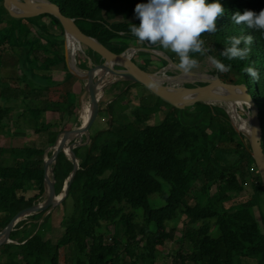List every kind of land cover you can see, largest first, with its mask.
<instances>
[{"label": "trees", "instance_id": "trees-1", "mask_svg": "<svg viewBox=\"0 0 264 264\" xmlns=\"http://www.w3.org/2000/svg\"><path fill=\"white\" fill-rule=\"evenodd\" d=\"M51 1L63 14L75 18L85 34L116 53L138 42L129 27L130 22L139 23L134 7L145 0ZM220 2L225 13L216 20L217 32L201 36L207 53L193 54L198 66L192 72L216 74L225 83L247 86L259 109L264 152V32L232 24L230 19L235 11L259 12L264 0ZM35 17L44 22L15 19L0 0V24L6 22L0 25V69L4 71L0 77V128L19 108L17 123L26 121L35 127V139L25 137L22 146L0 141V155H7V162L0 163V230L43 195L45 149L53 145L58 132L73 127L72 122L63 123V117H77L80 105V80L66 65L59 19L49 13ZM50 27H57L62 37L51 40ZM233 35H252L247 60L228 61L220 56ZM140 55L137 64L146 70L167 63L151 52ZM168 56L178 62L175 53ZM209 56L231 64L230 70L217 72ZM132 61L136 63L134 58ZM248 66L259 70V79L244 74ZM138 84L119 81L107 86L102 103L96 105V116L107 127L101 126L87 145L74 148L81 161L63 199L64 203L69 197L73 209L64 221L62 236L54 242L45 235L47 217L32 222L29 234L22 236L27 219L21 220L10 234L16 243L0 246V264H59L61 247H70L73 264H155L158 246L173 237L169 222L180 213L188 218L176 255L181 264H242L244 257L264 264V188L248 138L237 133L220 106L197 102L194 104L202 107L191 110L157 96L167 105L158 106L165 113L160 123L152 122L153 109L143 110L141 103L135 106L132 119L122 121L116 109L125 108L129 101L117 104V98ZM72 167V161L59 152L53 165L57 193ZM31 186L38 192L27 198L23 193ZM244 190L246 199L234 200L233 194ZM153 194L163 203L153 204L149 198ZM137 209L142 211L140 216ZM43 213L27 218L39 220ZM108 225L114 228L111 242L106 238ZM215 227L218 235L212 236ZM184 243L189 245L187 253L182 251Z\"/></svg>", "mask_w": 264, "mask_h": 264}, {"label": "water", "instance_id": "water-1", "mask_svg": "<svg viewBox=\"0 0 264 264\" xmlns=\"http://www.w3.org/2000/svg\"><path fill=\"white\" fill-rule=\"evenodd\" d=\"M6 9L9 14L14 18H28L37 16L42 13H49L57 17L62 25L65 43H64V55L65 62L69 71L74 74L79 80H84L83 92L89 94V108H88V118L87 120L79 124L77 127H72L71 129H64L58 132L56 139L51 146L52 152L49 157H43V167H44V193L45 197L43 200L32 203L31 205L19 210L11 220L0 230V246L14 242L10 238V234L15 230V226L21 220L26 217L44 211L42 217L49 213L56 205L61 203L66 197L69 186L73 181V178L79 169L80 158L74 153V148L79 145L86 144L91 137L90 128L93 124L96 115V105L100 101L104 94L105 88L115 82L128 81L130 84L139 83L145 88H147L152 94L159 97L165 102H168L176 107H186L194 103H213L212 100L221 97H242L246 100L251 107L250 116V133L247 134V138L250 143V151L253 159L255 160L257 170L260 174L262 186L264 188V152L261 146V126L259 119V109L256 106L251 95L247 92V86L236 85L225 83L216 74H207L201 72H191L190 75L207 77L208 80L213 79L210 76H214L212 83L222 84L224 90H210L209 87L212 83L196 85L193 87H185V85H170L166 82H161L154 75L168 65L170 62L176 64L168 55L157 51L155 48H144L153 54H157L166 60V64L154 72H150L146 69L141 68L137 63L132 61L135 52L139 49L135 48L134 53L130 56L126 54V51L130 49L127 47L124 51L116 53L98 41L96 38L85 34L75 23V18L63 14L59 6L52 2L51 0H4ZM70 34L77 41L85 45L94 55L99 56L101 61L99 64L89 65L87 67H82L85 69V74L79 75L71 67V62L68 54L66 37ZM76 60V59H75ZM118 66V67H115ZM105 74V75H104ZM177 75V74H176ZM171 76H175L172 75ZM204 81L203 79H196V81ZM81 96H79V102L81 101ZM215 104V103H213ZM79 113L78 117L79 120ZM229 119L232 116L227 111ZM231 124L235 126L234 121L231 120ZM236 127V126H235ZM234 127V128H235ZM236 129V128H235ZM60 135H62L60 137ZM85 136L83 142H78ZM59 152H64L65 156L72 161L73 167L69 175L65 178L63 182V187L60 192H56L55 188V178L52 168V179L48 175V169L56 162L57 155Z\"/></svg>", "mask_w": 264, "mask_h": 264}, {"label": "rangeland", "instance_id": "rangeland-1", "mask_svg": "<svg viewBox=\"0 0 264 264\" xmlns=\"http://www.w3.org/2000/svg\"><path fill=\"white\" fill-rule=\"evenodd\" d=\"M4 17L9 18V16H7V15H5ZM15 19H17V18H15ZM29 20H30V22H33V23L35 21H37V24H39V23L42 24L44 22V19H41L38 22V19L35 16L25 18V22H29ZM0 25L4 26V25H6V22H2ZM50 31H51V33H50L51 37L50 36L49 37L51 40H56L58 37H62V36H60V33H59L60 30L57 27H50ZM62 39L65 41V35L63 36ZM129 47H134L136 49H139L135 52V54L133 56L136 63H139L140 56H141L140 53L141 52H149L147 50H144V48H146V47L147 48H154L155 46L145 45V47H144L143 44L138 41L136 43L130 44ZM156 50L163 53V54H166V55L172 53L169 50H164V49H160V48H158ZM89 61H91V63H92L91 65H93V64L96 65V64H99L101 62L97 55H94L93 52L90 51L88 48L83 47V52L79 51L76 55L77 65L79 67H87V65L90 66ZM175 63L178 64V62H175ZM158 64H160V66L162 67L161 63H158ZM115 67H118V66H115ZM55 71L57 72V68ZM148 71L154 72L155 70L150 68V69H148ZM179 73H182L179 68L177 70L171 72L172 75H176ZM2 75H4V71L2 69H0V77ZM210 78L214 79V76H210ZM213 79H210V80L205 81V82L200 81V80L199 81L189 80L184 85H185V87H193L196 85L212 83ZM84 83H85L84 80H80V87L77 91V93H78V95H77L78 104H79V96L84 94V92L82 91ZM209 89L210 90H219L218 88H216L212 84L210 85ZM128 90L129 91L127 93H124L125 95H122L120 97L114 96V98L118 97L117 98V104L122 100H123V103H124V101H127V102L129 101L125 108L118 107L116 109L117 113H120L123 116V117H121V120L127 121L129 119H132V116H133L132 112L135 109V106L138 105L139 103H141L139 105L143 106V108H142L143 110L144 109H147V110L153 109L152 111L154 113V115H153L154 117H153L152 122L155 124L160 123V121L162 120L165 113H164V109L159 110L160 108H158V106L161 105V108H164L167 105L162 104L158 100V98H156V96H154L152 93H150L148 91V89H146L141 84L140 85L139 84L133 85V86L131 85ZM240 98H242V97H240ZM0 101H1V99H0ZM103 101H106V98ZM214 101L215 102H213V103H215V104L209 103V105L220 106L216 100H214ZM2 102H3V100H2ZM108 102H110V101H108ZM101 103L102 102L99 101L97 103V105L99 104V106H100ZM205 104H208V103H205ZM201 107H202V105H198V104L190 105L191 110H196V109L201 108ZM220 107L224 108L223 106H220ZM232 107H234L236 109V112L238 113L240 118L245 119V120L250 119L251 107H250V104L248 102L244 103V104H232ZM224 110L227 112V110L225 108H224ZM20 111H21L20 108L15 110V112H13L10 115V117L5 120L4 126L0 128V141H3V140L5 141L3 144L11 143L15 146H22L24 144L25 137H29V139H31V137H32V140L35 139V127L32 126L33 124L30 125V124L26 123V121H23L22 125H21V121L19 124L17 123L18 122L17 118L20 114ZM77 117H78V115H77ZM77 117H72V116H69L68 114H65L63 117V123L72 122L73 127H77L80 124ZM119 119H120V117H119ZM231 120H233V118H231ZM231 120H230V122H231ZM106 124H107V122H103L101 117L95 115L93 124L90 128V134L93 135V134L97 133L100 130L101 126L107 127ZM235 130L237 131L238 134L243 135L245 137H248L247 133L240 131L237 128ZM78 142H83V140L81 139ZM81 150H83V149H81ZM51 152H52L51 146L47 147L45 149L44 156L49 157ZM2 162L3 163L7 162V155L6 154L0 155V163H2ZM163 183L165 184V182H163ZM246 189H248V186H246ZM37 192H38L37 189L35 187L31 186L23 194L25 195V197L29 198V197L35 196L37 194ZM247 196H248L247 191L244 190L242 192L233 194L232 197L234 198V200H240L241 201V200L246 199ZM44 197H45V194H43L42 196L37 198L35 200V202L43 200ZM149 198H150V201L155 205L158 203H160V204L163 203V200L157 194H153ZM231 203L232 202L230 201L227 204H231ZM72 209H73V202L68 197L64 203L62 201L61 203L56 205L52 210L49 211L48 214L44 215L39 220H32V219H28L26 217L25 218V219H27V222L25 225L26 229H25V233L22 236H26L29 234V232L32 229V224H31L32 222L40 223L44 220L45 217H47L48 219L46 221V226H45V229L47 232L45 235H48L52 241L56 242L62 236V234L64 232V229H65L64 228V221L66 220L68 215L71 214ZM135 211L140 216L142 211L140 209H137ZM187 221H188V218L185 215L180 213L176 219L169 222L168 227L171 230L173 237L171 239L167 240L162 247L158 246V249L160 250V252L156 258L155 264H181L179 259L176 257V255H177L178 250L181 247V235L183 234V230H184V227H185V224ZM108 230L109 231H108V235L106 236V238H107L108 242H111L110 236L114 230L113 226L108 225ZM211 234H212V236L218 235L217 227H215L212 230ZM182 247H183V249H182L183 253H187L189 251V245L187 243H184ZM1 260H3V257L1 258ZM241 263L242 264H255V260L252 258L244 257V258H241ZM59 264H73L72 252H71L70 247H61L60 248V250H59ZM182 264H195V263L190 262V261H185Z\"/></svg>", "mask_w": 264, "mask_h": 264}, {"label": "clouds", "instance_id": "clouds-1", "mask_svg": "<svg viewBox=\"0 0 264 264\" xmlns=\"http://www.w3.org/2000/svg\"><path fill=\"white\" fill-rule=\"evenodd\" d=\"M224 13L220 0H145L135 5L134 15L139 23L130 22L129 31L142 44L175 53L177 67L187 75L198 66L193 54L207 53L201 36L217 32L216 20ZM230 19L232 24L264 32V8L259 12L235 11ZM252 44V35H233L219 53L228 61H244L249 58ZM208 58L217 72H228L231 68V64L226 65L214 56ZM244 74L260 78L259 70L252 66L246 67Z\"/></svg>", "mask_w": 264, "mask_h": 264}, {"label": "bare ground", "instance_id": "bare-ground-1", "mask_svg": "<svg viewBox=\"0 0 264 264\" xmlns=\"http://www.w3.org/2000/svg\"><path fill=\"white\" fill-rule=\"evenodd\" d=\"M66 44H67V49H68V54H69V58L71 59V67H73L74 71L77 72L79 75H83L85 74V69H83L82 67H79L77 65L76 62V55L77 53L83 52V46L82 44H80L77 39H75L73 36H71L70 34L67 35L66 37ZM135 48L134 47H130V49H128L126 51V54L128 56H130L132 53H134ZM177 64L174 63H169L168 65L164 66L163 69H161L158 74L154 75V77L158 78L159 81L161 82H166L170 85H179L182 86L184 85L186 82H188L189 80H196V79H203V80H207V77H202V76H194V75H190V74H184L179 73L175 76H171V72L177 70ZM170 72V73H169ZM105 75V74H104ZM212 85H214L216 88H218L219 90H224L225 87L222 84H216V83H212ZM217 101V103L220 106H223L232 116L234 124L236 126V128L240 131H243L247 134L250 133V120H245L239 117L238 113L236 112V109L234 107H232V104H244L247 103L246 100H244L243 98L240 97H221L218 99H215ZM212 102H215L214 100H212ZM247 106V105H246ZM88 108H89V94L84 93L81 97V101H80V105H79V109H80V113H79V123L82 124L84 123L87 118H88ZM62 135H60L61 137ZM52 165L49 167L48 169V175L49 177L52 179Z\"/></svg>", "mask_w": 264, "mask_h": 264}, {"label": "flooded vegetation", "instance_id": "flooded-vegetation-1", "mask_svg": "<svg viewBox=\"0 0 264 264\" xmlns=\"http://www.w3.org/2000/svg\"><path fill=\"white\" fill-rule=\"evenodd\" d=\"M99 58V57H98Z\"/></svg>", "mask_w": 264, "mask_h": 264}]
</instances>
